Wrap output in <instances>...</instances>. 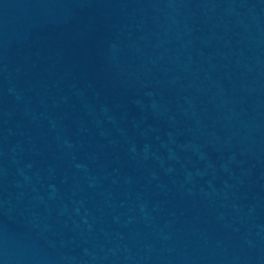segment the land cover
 <instances>
[{
    "label": "water",
    "instance_id": "1",
    "mask_svg": "<svg viewBox=\"0 0 264 264\" xmlns=\"http://www.w3.org/2000/svg\"><path fill=\"white\" fill-rule=\"evenodd\" d=\"M0 264H264V0H0Z\"/></svg>",
    "mask_w": 264,
    "mask_h": 264
}]
</instances>
